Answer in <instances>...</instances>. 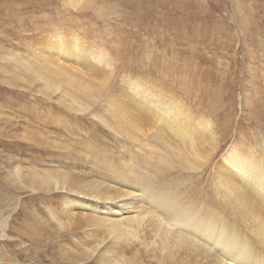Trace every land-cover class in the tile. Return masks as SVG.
I'll use <instances>...</instances> for the list:
<instances>
[{"label":"rangeland","instance_id":"1","mask_svg":"<svg viewBox=\"0 0 264 264\" xmlns=\"http://www.w3.org/2000/svg\"><path fill=\"white\" fill-rule=\"evenodd\" d=\"M70 51L77 55L67 58ZM36 54L81 71L91 83L87 86L94 94L89 96H99L92 102L96 112L105 111L108 97L124 105V98L133 96L131 87L143 85L146 99L167 101V92L187 114L198 117L205 132H213L209 144L217 149L204 169L183 175L202 171L199 183L189 182L199 189L198 195L207 194L205 201L212 200L208 183L213 165L229 147L264 148V0H0V264L173 262L175 250L147 251L143 242L122 240L121 261L101 263L93 257L71 263L62 261L58 245L74 247L72 238L91 244L95 235L88 228L65 225L56 238H37L42 231L33 228L30 210L56 229L47 209L62 212L66 196L32 192L18 182L14 168L39 170L44 162L48 165L43 168L65 166L53 150L22 137L34 131L62 147L86 145L103 165L128 159L125 150L132 141L91 116L87 110L92 108L86 105L90 97L76 91L73 82L67 86L69 94L83 98L79 105L87 108L77 110L78 104H71L52 85L55 77L61 82L64 77L48 68L36 70ZM32 64L34 70L24 73ZM39 74L51 85L43 86ZM56 85L65 89L63 82ZM74 165L76 170L88 168L86 163ZM218 198L224 195L216 193L213 200ZM107 210L110 213L101 211L109 219L129 215Z\"/></svg>","mask_w":264,"mask_h":264},{"label":"bare ground","instance_id":"2","mask_svg":"<svg viewBox=\"0 0 264 264\" xmlns=\"http://www.w3.org/2000/svg\"><path fill=\"white\" fill-rule=\"evenodd\" d=\"M77 53L70 51L66 55L69 58ZM35 62L37 71L48 68L51 74L64 77L65 89L56 85L62 84L59 77L52 83L54 88L61 90L71 104H78L77 110L87 109L79 105L83 98L70 95L67 89L75 82L76 91L92 94L91 85L87 86L91 83L85 81L81 71L37 54ZM24 68V73L34 70L33 64ZM37 78L43 86L51 85L41 74ZM131 88L133 96L124 98V105L108 97L105 111L96 112L92 102H97L99 96L95 95V98L89 96L86 104L92 108L87 110L91 116L132 141L125 150L126 160L112 159L103 165L97 153H92L86 145L62 147L34 131H30L33 136L22 137L53 150L65 166V169H60L59 164L43 168L48 165L44 162L39 170L14 168L18 182L32 192H59L66 196L62 212L47 209L56 229L36 210H30L35 224L31 227L42 231L37 238L39 235H45V240L56 238L57 230L65 225L73 229L88 228V233L95 235L91 244L72 238L74 247L62 242L58 245L62 261L71 263L93 257L101 263L121 261L124 255L119 241L136 240L143 242L147 251L156 247L162 253L168 248L175 250L173 262L165 259V264H264V148L243 144L229 147L226 156L214 163L208 183L214 197L221 193L224 198L213 200L209 196L212 200L205 201L207 194L198 195L199 189L189 182L199 183L202 171L197 176L183 174L187 170H202L211 160L212 151L217 149L209 144V139L214 138L213 132L208 135L210 132H205L206 126L200 119L187 114L167 92L163 94L167 101L150 100L143 97V85ZM76 162L86 163L88 168L76 170ZM77 202L95 210L96 214L79 209ZM106 206L116 214L129 215L109 219Z\"/></svg>","mask_w":264,"mask_h":264}]
</instances>
